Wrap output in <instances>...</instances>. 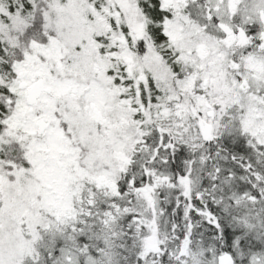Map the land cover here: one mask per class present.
Returning a JSON list of instances; mask_svg holds the SVG:
<instances>
[{
    "label": "snow or ice",
    "instance_id": "snow-or-ice-1",
    "mask_svg": "<svg viewBox=\"0 0 264 264\" xmlns=\"http://www.w3.org/2000/svg\"><path fill=\"white\" fill-rule=\"evenodd\" d=\"M0 264H264V0H0Z\"/></svg>",
    "mask_w": 264,
    "mask_h": 264
}]
</instances>
